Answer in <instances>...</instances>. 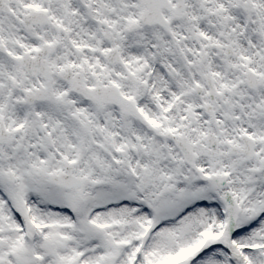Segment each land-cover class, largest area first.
I'll return each instance as SVG.
<instances>
[{"label":"snow or ice","instance_id":"snow-or-ice-1","mask_svg":"<svg viewBox=\"0 0 264 264\" xmlns=\"http://www.w3.org/2000/svg\"><path fill=\"white\" fill-rule=\"evenodd\" d=\"M0 264H264V0H0Z\"/></svg>","mask_w":264,"mask_h":264}]
</instances>
